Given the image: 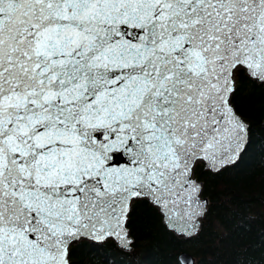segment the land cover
I'll return each instance as SVG.
<instances>
[{"label": "snow or ice", "instance_id": "6c2138e0", "mask_svg": "<svg viewBox=\"0 0 264 264\" xmlns=\"http://www.w3.org/2000/svg\"><path fill=\"white\" fill-rule=\"evenodd\" d=\"M249 88L264 0H0V264L131 252L140 208L199 236L200 173L252 145Z\"/></svg>", "mask_w": 264, "mask_h": 264}, {"label": "trees", "instance_id": "16d2710c", "mask_svg": "<svg viewBox=\"0 0 264 264\" xmlns=\"http://www.w3.org/2000/svg\"><path fill=\"white\" fill-rule=\"evenodd\" d=\"M237 103L251 124L252 145L235 168L219 176L200 173L212 211L199 236L178 237L154 212L140 208L129 224L131 252L111 241L76 246L75 264H182V251L194 256V264H264V91L249 88Z\"/></svg>", "mask_w": 264, "mask_h": 264}, {"label": "water", "instance_id": "95a60500", "mask_svg": "<svg viewBox=\"0 0 264 264\" xmlns=\"http://www.w3.org/2000/svg\"><path fill=\"white\" fill-rule=\"evenodd\" d=\"M117 159H120V157H117ZM179 237V236H178ZM178 258L179 260L181 261L182 264H184V260L183 258H185V261H186V264H187V261H190V264H194V256L191 255L190 253L188 252H185V251H182L179 255H178Z\"/></svg>", "mask_w": 264, "mask_h": 264}]
</instances>
